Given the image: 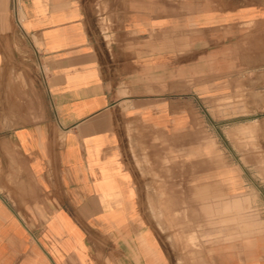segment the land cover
<instances>
[{
  "label": "crops",
  "instance_id": "1",
  "mask_svg": "<svg viewBox=\"0 0 264 264\" xmlns=\"http://www.w3.org/2000/svg\"><path fill=\"white\" fill-rule=\"evenodd\" d=\"M0 264H264V0H0Z\"/></svg>",
  "mask_w": 264,
  "mask_h": 264
}]
</instances>
